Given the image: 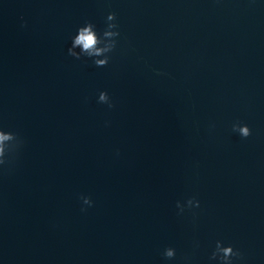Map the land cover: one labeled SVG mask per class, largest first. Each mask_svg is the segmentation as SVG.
<instances>
[{"label":"water","instance_id":"water-1","mask_svg":"<svg viewBox=\"0 0 264 264\" xmlns=\"http://www.w3.org/2000/svg\"><path fill=\"white\" fill-rule=\"evenodd\" d=\"M110 13L109 65L69 56ZM0 128V264H264V0H0Z\"/></svg>","mask_w":264,"mask_h":264},{"label":"clouds","instance_id":"clouds-1","mask_svg":"<svg viewBox=\"0 0 264 264\" xmlns=\"http://www.w3.org/2000/svg\"><path fill=\"white\" fill-rule=\"evenodd\" d=\"M106 28L98 33L96 25L91 21L78 28L77 34L72 37L71 46L68 48V55L76 60L85 58L92 60L94 65L99 68H105L111 61L112 54L118 47L119 37L121 36L119 24L117 22L116 13H110L106 19ZM102 57V58H101ZM163 73H157L162 75ZM98 103L105 104L109 109L116 107L109 94L104 91L99 93ZM232 131L239 134L243 139H247L252 135V130L247 125L237 122L233 124ZM25 141L17 133L5 132L0 128V168L11 165L18 157L20 150L24 146ZM83 205L94 207L91 197L81 196ZM176 207L179 209V215L185 211V205L177 202ZM200 202L195 197L187 200V208H199ZM81 211H87L86 207H82ZM176 250L174 248H166L163 256L166 260H174L176 258ZM188 261V257L184 258ZM244 255L233 246H224L222 241H217L215 250L212 252L210 260L218 261V264H236L237 261L243 262Z\"/></svg>","mask_w":264,"mask_h":264}]
</instances>
